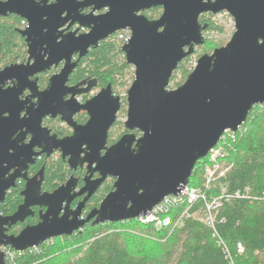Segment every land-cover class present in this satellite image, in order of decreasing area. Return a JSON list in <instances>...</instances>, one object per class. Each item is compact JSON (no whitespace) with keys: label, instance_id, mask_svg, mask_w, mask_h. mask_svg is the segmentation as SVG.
I'll return each mask as SVG.
<instances>
[{"label":"water","instance_id":"95a60500","mask_svg":"<svg viewBox=\"0 0 264 264\" xmlns=\"http://www.w3.org/2000/svg\"><path fill=\"white\" fill-rule=\"evenodd\" d=\"M87 8L92 12L83 15ZM153 8L164 10L158 20L139 15ZM103 10L107 12L97 14ZM224 12L235 22L230 42L202 56L186 82L170 90L180 64L206 43L207 26L201 17ZM10 14L28 23L20 33L29 58L0 71V206L19 180L26 181L27 188L18 210L0 215V264H7L3 248L25 252L71 237L92 220L93 225H105L146 215L188 186L197 163L227 131L237 132L254 107L264 104V0H57L51 5L48 0L0 1V17ZM74 25L79 29L68 32ZM81 28L88 33H79ZM124 30L131 32V39L122 51L135 69L124 123L130 133L109 146L121 98L110 85L82 104L77 97L89 90L69 86V80L82 58ZM63 63L48 88L40 91L36 76ZM9 82L12 86L7 87ZM26 91L30 96L21 101ZM81 112L89 115L86 125L74 120ZM47 117H60L74 135L53 136L43 128ZM28 135L32 138L25 144ZM58 152L70 171L86 166L84 186L77 191L72 176L53 193L42 194L44 171L38 181L28 177V170L41 156ZM108 178L116 180L114 190L83 219L86 203ZM83 196L73 210V201ZM34 207L47 209L40 223L9 236V228L33 216Z\"/></svg>","mask_w":264,"mask_h":264},{"label":"trees","instance_id":"16d2710c","mask_svg":"<svg viewBox=\"0 0 264 264\" xmlns=\"http://www.w3.org/2000/svg\"><path fill=\"white\" fill-rule=\"evenodd\" d=\"M214 17L206 14L200 19L207 31L205 45L198 48L205 49V53L210 43L207 34L224 33V28L214 22ZM23 21L19 17L0 18V69L25 61V42L19 31ZM115 39L114 35L103 41L82 58L70 83L87 86L83 88L89 91L80 96L85 102L92 89L103 90L111 85L114 94L122 99L120 113L127 115L124 106L127 98H122L121 94L128 93L135 71L128 65L122 47ZM221 47L223 45L219 44L216 48ZM197 53L196 48L195 53L180 64L171 82L179 75L185 80L189 77L194 69L188 68L187 64ZM202 56L204 54L198 58ZM55 71L41 75L40 85H48L49 75ZM176 85L181 86V83ZM245 124L246 128L237 134L236 139L225 145L228 155L223 163L231 169L226 177L213 184L212 195L227 188L224 206L216 220V232L197 217L188 219L181 228L161 230L143 226L135 220L105 225H93L92 222L71 237L57 238L42 244L37 251H27L16 260V264H231L227 250L234 264H264V109L254 107ZM125 133L130 132L118 120L109 134L110 145L118 142ZM207 162L197 163L190 180L192 187H203ZM42 167L45 169V187L49 191L59 188L73 175L61 155L43 157L31 172ZM76 174L82 179L84 171ZM114 183L115 180H110L102 186L86 204L84 214L99 208L114 190ZM23 189L24 185L9 193L0 206V214L8 216L18 210ZM186 208L187 204H182L170 214L176 219V213ZM203 208V203H198L193 211ZM30 222L37 221L31 218ZM239 242L244 247L243 253H238Z\"/></svg>","mask_w":264,"mask_h":264},{"label":"built area","instance_id":"2783aa9c","mask_svg":"<svg viewBox=\"0 0 264 264\" xmlns=\"http://www.w3.org/2000/svg\"><path fill=\"white\" fill-rule=\"evenodd\" d=\"M115 36L123 47L130 41L131 32L129 30H124L118 32ZM256 107L264 109V104H260ZM245 128L246 124L244 123L237 132L227 131L221 138L219 144L208 154L206 159H204L208 162L204 169L205 182L202 188H195L189 184L182 188L178 195L166 197L159 205L155 206L152 211L146 215L140 216L135 221L143 226H153L156 230H161L165 228H181L188 219L197 217L202 223L216 232L215 224L219 212L224 206L227 188H222L218 194L212 195L213 184L226 177L227 172L231 169V166L223 163V160L228 155L225 148L226 143L230 140H235L237 134ZM198 203H203L204 208L201 211L194 212L193 209ZM182 204H187V208L182 212L176 213V219H174L170 213L176 211ZM38 248L39 247H35L27 251L34 252L37 251ZM237 250L238 253H243L244 247L242 243L239 242L237 244ZM3 251L7 264H16V260L27 252L15 251L12 248H3ZM227 258L230 259L231 264H234L233 258L228 250Z\"/></svg>","mask_w":264,"mask_h":264},{"label":"flooded vegetation","instance_id":"af4514ba","mask_svg":"<svg viewBox=\"0 0 264 264\" xmlns=\"http://www.w3.org/2000/svg\"><path fill=\"white\" fill-rule=\"evenodd\" d=\"M1 2H6L7 0H0ZM43 0H35V2L36 3H40V2H42ZM56 1L57 0H48V4L49 5H51V4H54V3H56ZM163 8H153V9H150V10H147V11H144V12H141V13H139V15H145L149 20H151V21H156V20H158L161 16H162V14H163ZM92 12V8H87V9H84L83 11H82V14L83 15H89L90 13ZM107 11L106 10H103V11H101V12H98L97 14H104V13H106ZM159 12V15L157 16V17H155L156 16V14ZM65 16V15H64ZM8 17H18L17 15H13V14H10V15H8V16H6V17H0V18H8ZM20 18V17H19ZM28 27V23H27V21H23L22 22V27L21 28H19V31H23V30H25L26 28ZM66 28H64L63 30H65ZM79 29V26L78 25H74L68 32H73V31H75V30H78ZM84 31V32H83ZM67 32V33H68ZM79 33H88V30L87 29H84V28H81L80 29V32ZM23 37V36H22ZM24 38V37H23ZM24 42H25V52H26V58H25V61L24 62H20V63H17V64H24V63H27V61H28V58H29V55H28V45H27V43H26V39L24 38ZM78 60V57L76 56L75 57V59H74V61H77ZM11 65H16V64H11ZM11 65H9V66H11ZM9 66H7V67H9ZM64 66V63L63 64H61L58 68H54L52 71H54V70H57V71H55L54 73H52L51 75H49V80H48V85H46V86H44V85H40L41 83H40V81H41V75H43V74H46V73H43V74H40V75H38V76H36V80L38 81V86H39V89H40V91H44V90H46L47 88H48V86H49V83H50V78L53 76V75H55V74H57V73H59L60 71H61V69H62V67ZM7 67H5V68H7ZM5 68H3V69H5ZM3 69H0V71L1 70H3ZM51 71V72H52ZM75 72V71H74ZM48 73V72H47ZM73 75V74H72ZM71 75V76H72ZM47 76V75H46ZM71 78V77H70ZM82 87L84 86L83 84H80ZM9 86H12V83L11 82H9V84H8V86L7 87H9ZM69 86H75L74 84H71L70 83V80H69ZM84 87H87V86H84ZM92 91L93 90H91L90 91V94L89 95H91V93H92ZM101 92V90L98 92V93H96L94 96H91V98L90 99H92V98H94L97 94H99ZM30 96V92L29 91H26L25 93H24V95L23 96H21L20 97V100L21 101H25L28 97ZM70 97H68L67 99H69ZM79 98H80V96H78L77 97V99H78V101H79ZM88 100H89V97H88ZM122 100V99H121ZM33 102H37V100H33ZM80 103H85V101L83 100V99H81L80 101H79ZM122 109V108H121ZM121 111V110H120ZM120 113V112H119ZM119 115V114H118ZM22 117L21 118H23L24 116H25V113H22V115H21ZM80 117H82V120L80 119ZM74 120H75V122L78 124V125H86L87 123H88V121H89V115L86 113V112H81V113H79V114H77L76 116H75V118H74ZM59 121H61V123H58ZM118 121V120H117ZM117 123V122H116ZM55 124H58V128H59V126H60V130L59 129H56V125ZM115 126V125H114ZM113 126V127H114ZM112 127V128H113ZM43 128H48L50 131H51V134L53 135V136H57L59 139H65V138H68V137H72L73 135H74V130H73V128L71 127V126H69L67 123H65V122H63L62 120H61V118L60 117H58V118H56V119H54V118H52V117H47V118H45L44 119V121H43ZM24 131H26V129H24ZM111 131V130H110ZM136 133V132H135ZM110 134V133H109ZM127 134H129V133H125V134H123V136H125V135H127ZM137 134V133H136ZM17 136L18 135H16L15 136V138H17ZM122 136V137H123ZM137 136H140V134L138 133L137 134ZM31 136L30 135H28L26 138H25V144H29L30 143V141H31ZM119 141V140H118ZM108 143H109V140H108ZM117 143V142H116ZM112 145H114V144H112ZM112 145H110V143H109V146H112ZM37 151H39V150H37ZM55 154H59V155H61V153H55ZM62 156V155H61ZM43 157H46V156H41V158H39L38 160H37V162L34 164V165H31L30 166V168H29V170H28V177L30 178V179H35V178H37L38 179V181H41V179H42V176H41V173H43V171H44V173H45V169H44V167H42V169H40L39 171H36V172H31L32 171V168L33 167H35L39 162H40V160H42V158ZM69 168V167H68ZM78 171H84V175L82 176V179H80V177L78 176V174H76V173H78ZM72 172V171H71ZM13 173V172H12ZM73 173V175H71V177L72 176H74L76 179H77V182H78V188H77V191H79L83 186H84V179L86 178V176H87V168H86V166L85 167H79L78 168V170L76 171V172H72ZM70 177V178H71ZM69 178V179H70ZM99 178V175L96 173L95 175H94V179H98ZM68 179V180H69ZM110 180H114L113 178H108L106 181H105V183L106 182H108V181H110ZM37 181V180H36ZM116 181V180H115ZM68 181H66L65 182V184L67 183ZM104 183V184H105ZM65 184H63V185H65ZM103 184V185H104ZM115 184V183H114ZM22 185H24V189L23 190H21V197H22V203L19 205V207L24 203V200H25V198H24V196L22 195L24 192H25V190H26V188H27V183H26V181H24V180H19L18 181V185H17V187L16 188H13V189H17V188H19V186H22ZM62 185V186H63ZM102 185V186H103ZM61 187V186H60ZM59 187V188H60ZM59 188H57V189H59ZM102 188V187H101ZM13 189H11L10 191H9V193L13 190ZM57 189H55V190H53V191H49L46 187H45V176H44V179H43V183H42V186H41V193L43 194V193H53L54 191H56ZM101 190V189H100ZM99 190V191H100ZM98 191V192H99ZM97 192V193H98ZM9 193H8V195H9ZM96 193V194H97ZM95 194V195H96ZM7 195V196H8ZM94 196V195H93ZM92 196V197H93ZM91 197V198H92ZM84 198H85V196H83V197H78L77 199H75L74 201H73V203H72V205H71V208L73 209V210H75L76 208H77V206L84 200ZM78 202V203H77ZM76 203L78 204L77 206H76ZM88 203V202H87ZM86 203V204H87ZM101 206V205H100ZM100 206H99V208H100ZM18 207V208H19ZM85 207H86V205H85ZM98 208V209H99ZM84 210H85V208H84ZM84 210H83V215H82V218L83 219H86L87 217H88V215L89 214H84ZM32 211H33V216H31V217H29V218H27L26 219V221L25 222H23V223H18L17 225H15V226H13V227H11V228H9V231H8V235L9 236H12V235H15V236H18L25 228H27V227H31V226H36V225H38L39 223H40V221H41V216L42 215H44L45 213H46V211H47V209L46 208H42V207H34L33 209H32ZM1 216H7V215H4V214H0ZM13 215V214H12ZM8 216H11V215H8ZM36 219V221L37 222H35V223H33V224H31V222H30V219ZM94 220H92V222H93ZM91 222V223H92ZM10 248V247H9Z\"/></svg>","mask_w":264,"mask_h":264},{"label":"rangeland","instance_id":"374dc122","mask_svg":"<svg viewBox=\"0 0 264 264\" xmlns=\"http://www.w3.org/2000/svg\"><path fill=\"white\" fill-rule=\"evenodd\" d=\"M159 15V12L156 14L155 17H157ZM214 22L217 23L219 26H222L224 28V33L223 35H220L218 34L217 32L215 33H208L207 34V37L209 38L210 40V43L209 45L206 47V50H207V53H205V49L202 51L200 48H197V55H195L192 60L187 64L188 68L190 69H194L197 65V62L199 60L198 56H200L201 54H212L215 49H217L216 47L219 46V44L225 46L227 45L230 40L232 39L234 33H235V22L233 20V18L229 15V14H226V12L224 13H221V14H218V15H215L214 17ZM84 32V31H83ZM115 41H117L119 44V46L121 45L120 42L118 41V39H115ZM122 47V46H121ZM135 71V69H134ZM135 77V76H134ZM135 79V78H134ZM187 80V79H186ZM185 78L181 75H179L177 78H176V81L174 82H171L170 83V87L169 89L170 90H175L177 89L178 85L176 84H180L183 85L185 82H186ZM92 93L91 95H89V99L91 98V96H94L96 93H98L100 90H97V89H92ZM122 98H127V94L125 93H122L121 94ZM82 98H79V101L81 100ZM125 108L126 110L128 109V105H127V99L125 101ZM118 120L122 123H125V121L127 120V115H123V114H119L118 115ZM56 125V129H59L58 128V124H55ZM60 130V129H59ZM59 155V154H57ZM55 159H58V156L55 157ZM161 242L165 243L166 242V239H161Z\"/></svg>","mask_w":264,"mask_h":264}]
</instances>
